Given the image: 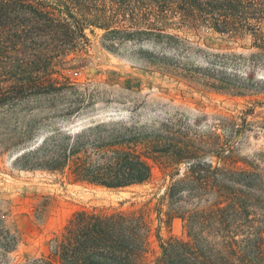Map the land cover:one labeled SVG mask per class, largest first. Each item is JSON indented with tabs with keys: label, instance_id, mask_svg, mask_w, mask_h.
I'll return each instance as SVG.
<instances>
[{
	"label": "trees",
	"instance_id": "16d2710c",
	"mask_svg": "<svg viewBox=\"0 0 264 264\" xmlns=\"http://www.w3.org/2000/svg\"><path fill=\"white\" fill-rule=\"evenodd\" d=\"M95 1L101 0H0V108L54 91L73 95L70 110L94 104L89 88L79 90L62 71L77 66L75 57H67L85 40L86 26L104 25L102 13L90 12ZM111 1L125 6L124 0ZM151 3V35L164 47H181L182 38L173 31L196 33L205 27L231 36L247 33L255 49L242 74L223 65L235 54H222L218 67L209 61L185 68L165 55L153 56L151 63L216 91L250 92L262 100L218 115L205 131L170 116L149 122L104 119L76 130L54 129L24 148L14 157L20 170L109 189L149 182L156 165L165 184L153 207L156 219L160 224L162 214L166 223L180 218L183 234L163 239L158 225L154 249L150 200L127 208L83 207L50 240L46 253L21 264H264V148L250 157L238 154L247 133L264 138V113L256 112L264 106V77L249 74L255 66L264 70V0ZM46 207L47 200L39 202L35 215L41 217ZM1 223L3 264L18 239Z\"/></svg>",
	"mask_w": 264,
	"mask_h": 264
},
{
	"label": "rangeland",
	"instance_id": "374dc122",
	"mask_svg": "<svg viewBox=\"0 0 264 264\" xmlns=\"http://www.w3.org/2000/svg\"><path fill=\"white\" fill-rule=\"evenodd\" d=\"M124 1V8L111 0L90 4L92 14L100 12L106 18L101 21L104 25L86 26L85 40L67 57H75L72 64L77 66L62 71L79 90L89 88L93 105L70 110L67 102L73 95L54 91L28 97L12 108H0V219L18 239L3 264H21L46 253L50 240L61 232L71 214L83 207L127 208L150 200L154 249L158 248L154 235L158 225L163 239L183 234L180 218L166 223L162 214L160 224L156 219L153 207L165 187L156 165L149 182L122 189L73 184L59 174L18 169L14 157L42 136L57 128L76 130L104 119L149 122L166 116L182 118L205 131L213 128L218 115L234 113L250 102L262 100L261 95L250 92L232 96L216 91L199 79L167 71L149 60L165 55L185 68L204 67L209 61L218 67L222 54H235L223 65L242 74L248 70V55L255 50L250 46L249 34L231 36L205 27L196 33L177 30L173 32L182 38L181 47H164L151 35V0ZM249 74L264 77V70L255 66ZM256 112L264 113V106L256 107ZM260 148H264V138L250 132L241 138L238 154L250 157ZM44 200L47 207L37 217L35 206Z\"/></svg>",
	"mask_w": 264,
	"mask_h": 264
}]
</instances>
